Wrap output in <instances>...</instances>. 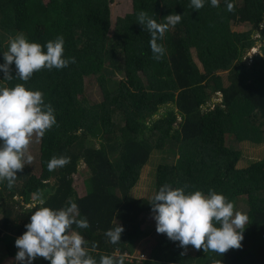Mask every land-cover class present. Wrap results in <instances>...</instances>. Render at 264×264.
Wrapping results in <instances>:
<instances>
[{"label": "trees", "instance_id": "1", "mask_svg": "<svg viewBox=\"0 0 264 264\" xmlns=\"http://www.w3.org/2000/svg\"><path fill=\"white\" fill-rule=\"evenodd\" d=\"M132 1L121 43L100 52L92 42L95 32L109 33L112 0H0V64L5 63L9 38L20 33L42 46L63 36L64 57L75 58L64 69H44L27 82L15 78L14 64L12 81L0 71V87L23 83L42 91L57 120L38 140L39 174L24 167L11 189L7 181L0 183V251L15 260V241L40 206L33 199L39 190L43 206L58 210L69 200L78 205V218H86L90 227L74 225L73 230L89 248L96 243L90 255L97 264L101 255L117 249L125 264H264V159L241 168L243 151L228 144L229 135L264 144V0H220L218 8L205 0L199 10L190 0ZM229 2L233 12L227 11ZM140 11L158 23L173 13L182 16L157 41L166 50L161 60L153 59L150 33L137 23ZM242 24L251 30L235 31ZM257 45L261 52L251 64L245 62ZM121 65L124 77L111 90L107 78ZM222 73H228L227 81ZM91 76H98L102 102L90 104L85 98V81ZM217 93L222 100L209 104ZM90 140L99 146H90ZM166 151L179 158L158 167L156 192L164 184L173 189L187 185L186 192L206 195L211 189L237 211L238 202L245 200L248 224L240 249L223 256L203 250L192 255L189 246L182 255L185 249L178 242L146 227L151 200L132 191L152 156ZM53 156L70 157L71 162L49 172ZM82 162L92 173L93 189L85 197L74 186ZM118 224L125 231L121 242L112 245L105 232ZM142 245L151 250L147 259L138 260L135 253ZM33 264L50 261L38 257Z\"/></svg>", "mask_w": 264, "mask_h": 264}, {"label": "clouds", "instance_id": "2", "mask_svg": "<svg viewBox=\"0 0 264 264\" xmlns=\"http://www.w3.org/2000/svg\"><path fill=\"white\" fill-rule=\"evenodd\" d=\"M210 3L215 8L220 6V0H210ZM204 5L205 0H190V6L196 10ZM226 8L228 12L235 10L230 2ZM181 20L182 16L175 13L167 15L163 23H158L145 11L137 14V23L150 33L153 59L163 58L166 50L157 41L163 40L165 33ZM64 43L63 36H57L43 46L30 42L23 33L9 38L8 50L3 53L5 63L0 64L4 80L14 79L11 74L13 64L15 78L27 82L36 72L64 69L75 63L74 57H64ZM56 124L54 108L51 103H45L42 91L30 90L23 83L0 87V183L7 181L9 189L14 186L17 173L34 161L30 152L33 139L38 141L43 138ZM70 162V157L53 156L47 163V169L53 172ZM187 187L173 189L171 185L164 184L152 195L150 204L157 233L178 242V246L185 249L182 255L186 254L189 246L196 251L221 256L231 249H240L248 216L235 210L234 203L215 190L210 189L206 195L200 190L186 192ZM36 201L40 206L25 225L27 230L15 241L18 249L15 260L18 264H33L38 257L50 261V264H97V260L90 255L91 251H95L96 243L93 242L89 248L84 236L73 230L74 225L76 229L90 227L86 218H78V205L69 200L65 207L58 210L43 206L45 200L39 190ZM124 231L120 224L108 229L105 232L107 242L119 244ZM99 264H125V257L117 249L112 254L101 255Z\"/></svg>", "mask_w": 264, "mask_h": 264}, {"label": "rangeland", "instance_id": "3", "mask_svg": "<svg viewBox=\"0 0 264 264\" xmlns=\"http://www.w3.org/2000/svg\"><path fill=\"white\" fill-rule=\"evenodd\" d=\"M111 19H110V30L108 34H105L103 31L95 32L92 46L96 51L103 52L105 51L109 44L117 47L121 43V39L124 36V21L128 14L133 12V1L132 0H112L111 2ZM235 31L246 32L251 30V26L248 24H242L234 27ZM255 37H259L256 33ZM261 52L260 45L252 48L249 53L246 54L245 62L252 63L253 58ZM120 55V54H119ZM118 55V56H119ZM198 61V60H197ZM124 69L122 65L119 69L114 71V74L110 75L107 78V85L109 89L114 90L115 83L121 80L124 77ZM223 74V73H222ZM225 81H227L228 73H224ZM228 84V82H226ZM85 98L89 101L90 104L102 102V91L98 82V76H91L85 81ZM221 94L217 93L212 97V102H220L222 99ZM164 111V110H162ZM119 121V118H116ZM148 137L152 140L157 139L154 134H149ZM228 144L234 148H239L243 151L244 158L240 164L241 168H247L252 165L254 162L264 159V144L256 145L251 141L239 142L235 139L234 136H228ZM90 146H99L96 140L89 141ZM38 149L39 143L34 138L33 143L30 145V152L34 157V161L31 165H25V167L30 168L32 173L39 174L40 172V161L38 158ZM179 154L176 155L170 151L166 152H156L149 164L144 168L142 173V178L139 184L133 189V194L137 198L151 200L153 194L156 193L157 189V172L158 167L163 163H172L177 161ZM74 186L79 193L80 197H85L92 192V173L89 167L85 163H81L80 169L77 175H75ZM36 196L33 197L35 199ZM238 205V211L247 215L246 203L244 199H241ZM2 222V216H0V226ZM146 227L151 230L156 229V221L154 219V213L152 212L147 220ZM150 248L146 246H140L137 252L135 253L138 260H145L149 256ZM190 253L195 255L197 252L191 247ZM127 254V253H126ZM129 257V255H128ZM133 260V258H131ZM0 264H18L16 260H8L7 257L0 251Z\"/></svg>", "mask_w": 264, "mask_h": 264}]
</instances>
